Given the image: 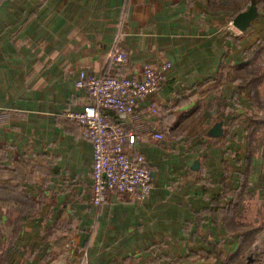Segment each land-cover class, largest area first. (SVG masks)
Returning <instances> with one entry per match:
<instances>
[{
    "label": "crops",
    "instance_id": "0c3cea01",
    "mask_svg": "<svg viewBox=\"0 0 264 264\" xmlns=\"http://www.w3.org/2000/svg\"><path fill=\"white\" fill-rule=\"evenodd\" d=\"M211 5L0 0V156L7 163L39 160V180L22 185L35 201L39 197L32 215L39 217V232H27L8 264H212L211 242L224 254L236 249L238 235L205 210L221 191L224 160L230 188L238 184L253 106L249 91L238 86L235 64L245 63L264 40V19L254 15L237 33L230 11ZM114 47L127 52L125 65L110 62ZM165 61L171 66L154 94L157 113L148 110L146 98L131 114L113 116L137 132L133 151L152 170L151 193L138 201L109 192L94 206L91 142L82 125L64 114L89 101L74 80L79 70L138 75L144 63ZM155 130L164 137L154 138ZM257 150L249 165V201L264 198V161ZM247 199L240 218L257 229L251 245L264 246V221L256 226L242 217Z\"/></svg>",
    "mask_w": 264,
    "mask_h": 264
},
{
    "label": "built area",
    "instance_id": "2783aa9c",
    "mask_svg": "<svg viewBox=\"0 0 264 264\" xmlns=\"http://www.w3.org/2000/svg\"><path fill=\"white\" fill-rule=\"evenodd\" d=\"M110 62L125 65L128 54L119 47L112 48ZM171 62L160 66L144 63L138 75L95 74L79 70L74 84L86 91L89 101L79 110L64 114L78 121L83 136L91 142L90 203L99 206L109 192L126 193L141 201L153 187V173L142 153L133 151L137 132L124 128L113 116L131 114L138 101L150 98L148 110L156 114L158 103L154 98ZM152 136L164 137L155 130Z\"/></svg>",
    "mask_w": 264,
    "mask_h": 264
},
{
    "label": "trees",
    "instance_id": "16d2710c",
    "mask_svg": "<svg viewBox=\"0 0 264 264\" xmlns=\"http://www.w3.org/2000/svg\"><path fill=\"white\" fill-rule=\"evenodd\" d=\"M217 5L221 10H229L230 15L234 17L249 8L253 9L254 15H262L264 18V0H212V5ZM258 45L260 48L254 50V55L264 49V40H262ZM252 56L248 58L247 61L235 64L237 69V74L240 78L238 79L239 87L241 90L249 91V99L253 110L246 116V154L244 157V162L242 168L238 172V184L235 188H230L227 182V177L229 176V162L224 160L222 164L223 173L221 177V191L213 195L211 198V208L205 210L206 213L212 215L213 220L217 222L219 219L223 226L227 229L229 234L238 235V245L233 252L229 254H224L217 251L215 246L210 243V251H208L209 258L214 259L212 264H241V257L244 250L251 246L254 235L257 231L255 227L241 219L239 217V210L243 205L246 198H249L250 192L247 190V184L249 179V165L251 163L252 156L257 150L258 146V134L264 129V101L259 99L260 95V83L263 81L264 74L258 71L252 65ZM255 58V57H254ZM254 107L256 110H254ZM196 112H194V115ZM198 114H196L197 117ZM195 116L190 119L194 120ZM236 121L233 118L229 123L227 128L231 127ZM187 124H182L185 126ZM238 156V155H237ZM1 161L4 160V156H0ZM239 158L235 157V162L239 163ZM20 162L22 166L17 167H6L4 169L11 172L10 176H0V201L5 199H16L20 200L23 205L30 207L36 203L35 199L31 196L29 192L22 188L25 181H34L36 175H34L36 163L39 162L35 158H24ZM24 165L28 167H24ZM31 167V169H30ZM227 199V200H226ZM37 202H39V197ZM204 213V212H203ZM27 214H32L29 211ZM264 264V262L262 263Z\"/></svg>",
    "mask_w": 264,
    "mask_h": 264
},
{
    "label": "rangeland",
    "instance_id": "374dc122",
    "mask_svg": "<svg viewBox=\"0 0 264 264\" xmlns=\"http://www.w3.org/2000/svg\"><path fill=\"white\" fill-rule=\"evenodd\" d=\"M230 24H232V20ZM232 26L234 27L236 32L239 33L245 30L249 25L243 30L238 29L233 24ZM260 42L261 41H259L258 43ZM259 46L261 45L257 44L253 46L252 56H254L255 58L253 57L252 65L254 68H256L257 70L259 69L260 72L264 74V49L254 55V50L260 48ZM259 87V99L263 102L264 78L263 81L260 83ZM257 149V154L262 155L264 161V130L263 132L260 131L258 134ZM21 163L22 162L20 161H11L7 163L4 160L1 161L0 158V176L6 177L11 175V172L4 169L3 166L14 168L17 166H22ZM35 166H38L35 168L34 172V175H36V179H34V181L26 182H36L39 180V162L36 163ZM24 167L28 166L24 165ZM30 192L33 193V191ZM36 192H38V190ZM247 200L249 201V198ZM1 201L5 204L0 205V264H8L10 256L12 253L16 252V248L18 246H21L23 243L24 245L26 244L25 242L27 240L26 238H23L27 234V232L29 233L35 229L39 232V217L33 218L35 215L32 216L33 213L38 214L37 210L39 209V202L36 201V203L29 207L28 204L23 205L20 200L16 199H5ZM248 204L241 210L242 217L246 220H252L253 223L256 224V226L260 225L264 221V198L263 200L259 201L258 197L255 196L251 199V201L248 202ZM29 211H31L32 214H27ZM20 233L22 234L21 239L19 236ZM259 244L260 243H257L255 246L251 245L246 250H244L241 257V264H262L264 262V246ZM236 263L239 262H235L234 264Z\"/></svg>",
    "mask_w": 264,
    "mask_h": 264
},
{
    "label": "water",
    "instance_id": "95a60500",
    "mask_svg": "<svg viewBox=\"0 0 264 264\" xmlns=\"http://www.w3.org/2000/svg\"><path fill=\"white\" fill-rule=\"evenodd\" d=\"M254 17V11L253 9L249 8L245 11H242L240 13H238L233 19H232V24L237 27L240 30L245 29L250 22L252 21ZM199 163V161L196 159L194 161V164L197 165ZM194 167V165H193Z\"/></svg>",
    "mask_w": 264,
    "mask_h": 264
}]
</instances>
